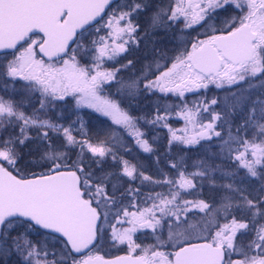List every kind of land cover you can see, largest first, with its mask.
Here are the masks:
<instances>
[{"label": "snow or ice", "instance_id": "6c2138e0", "mask_svg": "<svg viewBox=\"0 0 264 264\" xmlns=\"http://www.w3.org/2000/svg\"><path fill=\"white\" fill-rule=\"evenodd\" d=\"M111 4L0 0V52L12 56L0 65V78L26 82L19 99L0 96V264H264V0H131L101 24ZM94 22L97 33L108 31L89 44ZM181 24V33L204 31L181 36L169 55L160 34ZM141 42L152 60L140 75L118 76L132 60L105 67ZM210 86L228 90L223 107L215 110V97L185 105L177 113L185 122L180 134L167 123V109L132 114L143 94L183 98ZM37 92L39 107L29 95ZM81 109L111 122L108 138H86ZM69 113L76 119L58 122ZM202 113L210 116L206 123ZM141 121L168 129L169 150L214 137L218 150L201 145L206 156L193 171L181 157L167 161L175 177L160 169L162 178L154 179L118 154L127 149L121 131L154 153ZM25 156L32 159L21 167ZM109 158L118 170L104 167ZM125 177L168 191L149 193L142 206L139 188L125 187ZM205 185L208 199L199 198ZM145 230L153 242L137 243ZM108 240L127 253L106 259L98 249Z\"/></svg>", "mask_w": 264, "mask_h": 264}, {"label": "trees", "instance_id": "16d2710c", "mask_svg": "<svg viewBox=\"0 0 264 264\" xmlns=\"http://www.w3.org/2000/svg\"><path fill=\"white\" fill-rule=\"evenodd\" d=\"M128 4L131 3V0H127ZM153 4H157L158 0H152ZM119 11V10H118ZM143 15V14H141ZM144 19H146V16H139V21L143 24ZM182 27L181 25H178L176 29H180ZM176 29L173 32H169L167 35L160 34V36H163V46H166L168 50L173 52L172 50L176 47V42L178 39V35L176 33ZM174 47V48H173ZM138 52L143 53V60H142V70L144 69L145 65L149 64L152 60V53L150 51V46L148 48L145 47L144 42H141L139 48H136L135 46H132L130 48V51L126 53V55L123 57L125 60V64H127L128 60H132L133 64L126 69H121V71L118 73V76H128L130 75H140L142 70H140L138 73H133V66H136V61L138 60ZM123 60V61H124ZM122 64V62H118L117 65H115V68H119ZM105 67L108 68V64H105ZM260 90V89H259ZM258 89L251 88V91L258 92ZM161 93L156 92L154 94H144L143 98L139 101L140 107L137 109L133 107L132 114L133 115H147L151 117L157 108L160 109L161 113L167 109L170 112L169 118L167 120V123L169 126L175 130H177V134L179 133V129H182L185 127L184 120L180 118H176L177 113L183 108L185 105L188 107H193L194 104H198L201 101L208 100L210 101L212 98H217L220 101V104L217 106H213L216 111H220L223 107V100L226 95H228V90L221 89L218 90L215 87L208 88L207 90L201 89L197 92H191L187 97H167L160 95ZM39 107L38 104V98H36V106ZM86 114V118L89 120L87 121V125L85 126V131L87 133V137L89 139H92L94 142L97 138L99 139H106L110 135L109 129L110 125L107 121L100 120L98 117H95L93 114ZM205 113H202V115ZM56 115V113H53V117ZM208 118L210 119L209 114L207 113ZM98 118V119H96ZM61 121V120H60ZM59 121V122H60ZM101 121H104V123H101ZM139 127L142 131L146 133V138L149 140L150 144L153 145L154 153H141L137 151V145H135L134 140L131 138L129 139V142L131 141V144H125L127 146V149L119 148L118 154L122 156L125 160H128L131 164H135L138 167V171H143L145 175L152 176L154 179H160L162 178L160 176V169H163L165 173H167L170 177L176 176V170L171 169L168 167L167 161H179L181 157L184 158L186 161L188 167L187 171H193V164L194 162L200 160L201 158H204L206 156L204 148L201 147V145H213V150H218V144L219 141L217 138H213L212 141H201V145H197L192 148H187L182 145H174L171 150L168 148V139H169V133L168 129L164 128L162 126H152L149 124L144 123L143 121L140 122ZM103 129V130H102ZM106 134L103 136L102 134ZM34 134V133H33ZM74 135H77V137H80L79 131H74ZM234 149L239 147L236 144H233L232 146ZM27 151V150H25ZM157 158H159L160 162L157 163ZM32 157L25 156V160L21 161V167H24L26 162L28 160H31ZM73 159H75V156H73ZM217 163H221L220 160L216 161ZM224 166L226 169H234L235 165L230 160H224L223 161ZM104 167L106 169L112 170V169H119V165L115 164L110 158L107 160V162L104 164ZM244 172L243 170H240V173L237 177L239 179V176H243ZM125 180V187L131 186L132 188H139L140 195L136 197V202L141 203L145 200L147 195L149 193H156V192H167L168 188L167 186H160L155 184H150L149 182H143L141 183V180H128L127 177L124 178ZM211 193L209 192L208 186L205 185L203 188V192L201 193L199 198L208 199L210 197ZM188 199H195L196 196H187ZM128 201H125V204H127ZM135 210V209H130ZM112 211H115L113 209ZM100 252V251H99ZM104 252V251H103ZM102 253V252H100Z\"/></svg>", "mask_w": 264, "mask_h": 264}, {"label": "rangeland", "instance_id": "374dc122", "mask_svg": "<svg viewBox=\"0 0 264 264\" xmlns=\"http://www.w3.org/2000/svg\"><path fill=\"white\" fill-rule=\"evenodd\" d=\"M160 2H161V0H160ZM159 2V3H160ZM168 2V0H163V3H167ZM233 14H235V13H233ZM182 27H183V25H182ZM181 27V28H182ZM197 31H199V32H203L204 31V29H201V28H199V26H197V28H196V30H193V29H188V30H186L184 33H181L180 32V30L178 31L179 33H177V35H178V39H177V42H176V44L175 45H177L179 42H180V38H181V36H183L184 38H186V39H189V34H191V33H194V38L196 37V35H197ZM200 38H204L202 35H201V37ZM174 48V47H173ZM173 54V52H171L170 50H169V55H172ZM141 64H142V60H141V58L140 59H138L137 61H136V66H133V70H132V72L133 73H137V71H138V69H139V67L141 66ZM121 77H123V78H128V77H130V75H128V76H121ZM213 87H215V86H210L209 87V89L210 88H213ZM255 89H260V86H255L254 87V90ZM112 91H116V88H115V86L111 89ZM218 90H221V89H218ZM223 90H225V89H223ZM186 94H188V93H186ZM185 94V95H186ZM143 96H144V94L139 98V100H138V102L136 103V105L139 103V101L143 98ZM163 96H167V97H171V96H173V94H168V95H163ZM174 96H176V95H174ZM135 105V106H136ZM82 110H85V111H87V112H90V113H92V114H97L98 116H99V114L98 113H94L91 109H82ZM101 118H103V119H106L107 120V118H104V117H101ZM176 118H180L178 115H176ZM208 115H207V113H205V114H203L202 115V121L201 122H204V123H206L207 121H208ZM84 120V119H83ZM85 121V120H84ZM110 122V121H109ZM111 123V122H110ZM78 128H79V124H78ZM103 130V129H102ZM103 136H105L106 134H102ZM130 137V136H129ZM132 138V137H131ZM126 140H127V137L126 136H123V141H122V143H126ZM117 147H119L118 145H117ZM139 148V147H138ZM140 149V148H139ZM141 151H142V149H140ZM240 177V176H239ZM256 186L258 187V184H256ZM113 212H115V211H113ZM110 219H112V217L110 216ZM113 223H114V220L112 221ZM108 232L110 233V229H108ZM138 234V233H137ZM137 234H136V237H134L135 239L137 238L139 241H141L143 238L142 237H140L139 235H138V237H137ZM146 236H147V239H152L151 237H149V234H146ZM249 239L251 238L250 236L248 237ZM110 240H108L107 242H105V243H103L102 245H101V247H99V249H98V251L99 250H101V252H103V250L106 252L105 254H107V255H112L114 252V250H119L118 248L119 247H123V250L125 249L126 251H127V246L126 245H118V246H113L112 244H110V242H109ZM152 242H153V240H152ZM50 246H51V244H50ZM56 248L58 249L59 248V245H56ZM113 252V253H112ZM101 254V253H100ZM103 254H104V252H103Z\"/></svg>", "mask_w": 264, "mask_h": 264}, {"label": "flooded vegetation", "instance_id": "af4514ba", "mask_svg": "<svg viewBox=\"0 0 264 264\" xmlns=\"http://www.w3.org/2000/svg\"><path fill=\"white\" fill-rule=\"evenodd\" d=\"M143 16H146V15H143ZM108 19V15H106V16H103V20H101L100 21V23L102 24V23H104L106 20ZM97 25H95V27H96ZM95 29V28H94ZM107 31H108V29L107 28H105V27H101V30L99 31V35L100 36H102V35H106L107 34ZM11 58H12V56H10ZM4 79L8 82V84H9V88H11V87H14V86H17L18 84H21V85H24L26 82H24V81H12V80H10L9 78H7V77H4ZM23 93H21V92H16V93H14L13 94V97H14V99H18V98H20V96L22 95ZM0 96H3V93H1L0 92ZM31 97H33V95H31Z\"/></svg>", "mask_w": 264, "mask_h": 264}, {"label": "water", "instance_id": "95a60500", "mask_svg": "<svg viewBox=\"0 0 264 264\" xmlns=\"http://www.w3.org/2000/svg\"><path fill=\"white\" fill-rule=\"evenodd\" d=\"M117 0H112V3L115 2ZM95 23V22H94ZM8 52H11L12 50H7ZM3 52H0V54H2ZM112 259V258H111Z\"/></svg>", "mask_w": 264, "mask_h": 264}]
</instances>
